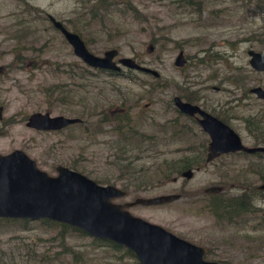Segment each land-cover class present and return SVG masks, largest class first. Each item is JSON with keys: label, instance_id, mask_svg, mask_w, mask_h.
<instances>
[{"label": "rangeland", "instance_id": "rangeland-1", "mask_svg": "<svg viewBox=\"0 0 264 264\" xmlns=\"http://www.w3.org/2000/svg\"><path fill=\"white\" fill-rule=\"evenodd\" d=\"M25 1L35 14L22 13L26 11L18 0H0V155L20 150L50 177L57 175V166L74 169L98 185L124 191L125 197L112 200L117 205L180 194L174 203L127 210L206 248L208 261L264 264L263 213L219 222L206 209L210 198L205 193L223 186V196L233 198L242 194L240 182L244 188H257L264 182V159L236 155L207 164L202 147L208 136L194 120L180 116L173 102L176 96L194 94L196 105L223 121L222 113L229 120L226 124L251 145L243 119L263 113L264 103L245 99L243 92L264 88V74L252 70L248 56L249 50L264 54V5L258 0H198L200 6L194 7L174 4L175 0ZM94 2L97 7L110 6L107 11L94 10ZM121 3L138 13H124L126 5ZM48 16L71 32L69 26L77 27L93 55L115 49L117 59L130 58L155 70L163 80L161 88L150 97L141 85L158 86L159 78L124 68L120 76H109L86 67L46 21ZM21 32H26L27 44L21 50L23 63L17 65L13 36ZM181 51L187 65L180 69L175 62ZM202 58L205 63H200ZM6 66L10 71L3 74ZM57 87L64 90V99L52 95ZM100 112L111 118L128 116L124 131L135 139L124 142L112 125L102 132L88 125V133L73 127L36 132L25 126L33 113L78 118L87 125L92 122L87 117ZM174 129L184 133L174 136ZM92 132L96 138L87 136ZM199 157L203 160L192 167V180L159 171L166 162ZM254 204L264 210L263 197L256 195ZM60 231L42 221L0 224V264H139L87 235H59Z\"/></svg>", "mask_w": 264, "mask_h": 264}, {"label": "water", "instance_id": "water-1", "mask_svg": "<svg viewBox=\"0 0 264 264\" xmlns=\"http://www.w3.org/2000/svg\"><path fill=\"white\" fill-rule=\"evenodd\" d=\"M48 20L72 48L74 56L86 67L110 73H120L124 68L160 78L158 72L130 58L117 59L119 52L115 49L106 50L101 57L93 55L79 35L67 30L51 16H48ZM153 49L150 46L149 52ZM249 56L251 67L264 72V55L250 51ZM186 65L187 60L181 51L175 66L181 69ZM2 72L3 68L0 67V74ZM250 93L264 99V89L261 87L252 88ZM173 101L183 115L192 118L200 116L198 123L210 137L206 163L230 153L264 152V148L245 146L234 130L200 106L178 96ZM1 112L2 108L0 115ZM80 123L78 118L33 113L27 118L25 126L37 132H59ZM56 172L55 177L48 176L20 150L0 155V219L49 221L65 225L91 238L108 241L131 251L139 264H222L206 260V248L182 239L159 225L135 217L127 210L134 206L152 207L174 203L182 198L180 194L136 198L133 202L117 205L112 200L125 197L124 191L113 186L98 185L66 167L57 166ZM194 174L192 169L184 170L181 178L192 180ZM260 189L264 190V185ZM222 191V187L213 186L205 193L212 195Z\"/></svg>", "mask_w": 264, "mask_h": 264}, {"label": "trees", "instance_id": "trees-1", "mask_svg": "<svg viewBox=\"0 0 264 264\" xmlns=\"http://www.w3.org/2000/svg\"><path fill=\"white\" fill-rule=\"evenodd\" d=\"M19 2L22 3L23 8L25 9L26 12H22L24 14H35L33 8L26 3L25 0H18ZM97 0H95L96 2ZM107 0H99L100 3H103ZM92 7V9L94 10H104L107 11L108 7L110 6V4H108L107 6L105 5H101L100 7H97L95 5ZM200 1L198 0H175L174 4H178V5H184L187 7H194V6H200V3H198ZM258 3L260 6L263 7L264 5V0H258ZM121 4H125L126 6H124L123 8V12L124 13H132L133 15H135L136 13H138V10L134 9L129 3H121ZM35 9V8H34ZM31 10H33V12H31ZM136 20H138V18L135 17ZM48 21V20H46ZM68 25V24H67ZM69 26V25H68ZM72 30L73 33L77 34L80 36V30L75 27V26H69ZM57 32V31H56ZM59 33V32H57ZM13 39L15 40V46L13 47V51L15 54V64H22V60L20 59V55H22L21 50L23 51L26 47L25 45L27 44V38H26V32H21L19 34H15V36H13ZM84 42V41H83ZM87 42V41H86ZM88 43V42H87ZM154 44L158 43V40H154L153 41ZM85 44V43H84ZM86 46V45H85ZM206 59L202 58L200 59V63H205ZM10 66H6V69H4V73L3 74H7L8 70H9ZM85 72L82 73V76L84 78H86V73L87 70L84 69ZM10 71V70H9ZM106 73V72H105ZM109 76H120L116 75V74H110L107 73ZM236 82L240 83V78H236L235 79ZM162 79L159 78L157 80L158 86H156L155 84H144L141 85V88L143 90H145V92L147 93L148 96L153 97L156 88L157 90L161 88L162 85ZM235 83V82H233ZM237 83V84H238ZM56 95L59 96V99H64L65 98V94H64V90H62V88L60 89L59 87H57L54 91H52V95ZM243 94L245 95V97H248V92H243ZM182 99H184L185 101H188L190 103L193 104H197L196 99H198V97H195L194 94L189 93V94H182L181 95ZM54 99L56 101L57 98L54 97ZM219 116H223V114L219 115ZM87 119H90L92 122H88L87 125H84V121L81 120L82 122L80 124L77 125H73L70 126L68 128H80L82 130L85 131V133H88V128L87 126L90 125L92 128L95 127L98 129L99 132H102L105 129L106 126L112 125V130L119 135V137H121L123 139L124 142H128L130 140H134L135 137L134 135H131L128 131H124L125 127L128 125L129 123V119L128 116L123 115V116H116L114 118H111V116L109 117L108 115H106L104 112H100L99 115H97L96 117H92V116H88ZM244 121L246 122L247 128L251 131V132H255L257 133V135L260 134L261 139L264 140V114H252L249 115L247 117H245ZM177 122V121H176ZM162 127H166V125L164 124ZM183 131V130H181ZM183 132L179 133L177 132L176 129H174V136L176 134L180 135L183 134ZM94 133H89L87 134L88 137L90 138H96L95 136H93ZM203 147H206V144L203 145ZM201 160H203L201 157L191 161L188 160L187 158H184L182 160H179L175 163H171L169 165L164 164V166H162L159 171L163 172V173H168V174H172L177 172L178 175H180L182 173V171L187 170V169H192V167L196 164V163H200ZM177 163V164H176ZM177 165L179 166V168H177ZM74 171V169H72ZM239 188H241L242 190L244 189V186H246L245 183H238ZM252 193V195H250ZM259 195L256 193L255 189L247 190L245 189L242 194L240 196H236L233 198H225L223 196V194L220 195H214L209 197L210 201L209 203L206 205V209L209 211V213H211L219 222H227V223H233L241 221L247 214L252 213L255 211L254 206H253V201L255 200V196ZM260 195H263L262 193H260ZM252 196V197H251ZM22 223L24 225H27V223L29 221H16V220H2L0 219V224L3 223ZM247 221H245L246 223ZM42 223L44 224H50L52 226H57L61 231L59 233V235H62L63 233H66V235H71L73 233L76 234H81V235H85L83 232L70 228L68 226L65 225H60V224H56V223H52L49 221H42ZM95 242H100V243H104L105 245H108L110 247H112L114 250L116 251H120L122 250L124 252L125 255L131 257V258H135L134 254L131 251H128L127 249L115 245L111 242L108 241H102V240H98L95 239Z\"/></svg>", "mask_w": 264, "mask_h": 264}, {"label": "flooded vegetation", "instance_id": "flooded-vegetation-1", "mask_svg": "<svg viewBox=\"0 0 264 264\" xmlns=\"http://www.w3.org/2000/svg\"><path fill=\"white\" fill-rule=\"evenodd\" d=\"M250 51H254V50H249L248 51V56H249V52ZM255 52H257V51H255ZM257 53H260V52H257ZM261 54H263V53H261ZM264 55V54H263ZM249 58H250V56H249ZM250 60H251V58H250ZM250 62V61H249ZM251 66V65H250ZM252 68V67H251ZM252 70L254 71V72H256V73H260V74H264V72H258V71H256V70H254L253 68H252ZM106 73H110V72H106ZM110 74H116V75H119V74H121V72L120 73H110ZM258 87H261V86H258ZM254 88H256V87H254ZM261 88H263V87H261ZM264 89V88H263ZM251 90V89H250ZM250 90H249V92H248V97H245V95L243 96L245 99H249L250 97H252V98H254V99H256L258 102H260V103H264V99H260V98H258L256 95H254V94H251L250 93ZM179 97V96H178ZM181 98V97H180ZM184 100V99H183ZM185 101V100H184ZM239 101H241V100H239ZM174 102V101H173ZM186 102H188V101H186ZM193 104V103H192ZM194 105H196V104H194ZM175 106V105H174ZM176 108V107H175ZM202 108V107H201ZM177 109V108H176ZM203 109V108H202ZM204 110V109H203ZM177 111H178V109H177ZM205 111V110H204ZM179 112V111H178ZM207 112V111H206ZM180 113V112H179ZM210 114V113H209ZM258 114H264V112L262 113H258ZM185 116V117H187V118H190L191 120H194V122H196V124H198V126L200 127V125H199V123H198V118H200V116H198L197 115V117L196 118H192V117H189V116H186V115H183L182 113H180V116ZM221 115H222V113H221ZM213 116V115H212ZM29 117V116H28ZM27 117V118H28ZM220 118L222 117V116H219ZM224 120H226V121H222L221 119H219V120H221L222 122H224L225 124L226 123H228L227 121H229V120H227V119H225L224 117H222ZM244 120V119H243ZM26 121H27V119H26ZM82 122V121H81ZM228 125V124H227ZM244 125H245V128H246V130H247V132H248V134H249V136L252 138V142H251V145L250 146H248V145H246L245 143H244V141H243V139H242V137L233 129V128H231L229 125V127L232 129V130H234L239 136H240V138H241V140H242V142H243V144L245 145V146H247V147H250V148H264V140H262L261 139V136H260V134L259 135H257V133H255V132H251L248 128H247V125H246V122L244 121ZM201 128V127H200ZM202 130V129H201ZM203 131V130H202ZM37 132V131H36ZM203 133H205L204 131H203ZM206 134V133H205ZM207 136H208V134H206ZM208 138H209V141H207V143H206V147L204 148V147H202V150H203V157H205V161L207 160V156H208V146H209V144H210V137L208 136ZM236 155H238V156H243V157H245V158H251V157H253V158H258V159H264V152H257V153H255V154H248V153H245V152H237V153H230V154H225V155H222L221 157H219L218 159H220V158H222V157H227V156H236ZM218 159H216V160H218ZM215 160V161H216ZM214 162V161H213ZM213 162H211V163H213ZM208 164V163H207ZM210 164V163H209ZM193 170V169H192ZM196 171H199L200 170V168L199 167H197L196 169H195ZM262 185H264V182L262 183ZM262 185H260V186H258L257 188H244L243 190H242V192L245 190V189H247V190H252V189H255V191H256V193L257 194H259V196H260V198L261 197H263L264 198V190H261L260 189V187L262 186ZM219 187H222L223 188V191L221 192V193H219V194H212V195H209V194H206V195H208L209 197H211V196H214V195H220V194H223V192L225 191V188L223 187V186H219ZM241 188H243V187H240V189ZM206 191V190H205ZM260 193H262L263 195H260ZM250 195H252V193L250 194ZM252 197V196H251ZM258 197V196H257ZM253 205H255L254 204V201H253ZM254 209H255V207H254ZM254 212H258V213H263L264 214V210L262 211L261 209H255V211ZM263 217H264V215H263Z\"/></svg>", "mask_w": 264, "mask_h": 264}]
</instances>
